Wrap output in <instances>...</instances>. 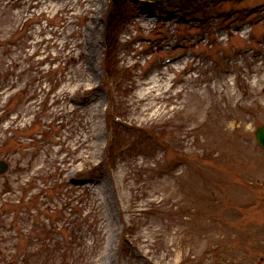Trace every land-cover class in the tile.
<instances>
[{"label": "rangeland", "instance_id": "rangeland-1", "mask_svg": "<svg viewBox=\"0 0 264 264\" xmlns=\"http://www.w3.org/2000/svg\"><path fill=\"white\" fill-rule=\"evenodd\" d=\"M111 1L0 0V264H264V0Z\"/></svg>", "mask_w": 264, "mask_h": 264}, {"label": "water", "instance_id": "water-1", "mask_svg": "<svg viewBox=\"0 0 264 264\" xmlns=\"http://www.w3.org/2000/svg\"><path fill=\"white\" fill-rule=\"evenodd\" d=\"M159 1V0H157ZM257 141L260 145L264 146V124L255 130ZM9 165L5 160H0V173L5 172Z\"/></svg>", "mask_w": 264, "mask_h": 264}, {"label": "trees", "instance_id": "trees-1", "mask_svg": "<svg viewBox=\"0 0 264 264\" xmlns=\"http://www.w3.org/2000/svg\"><path fill=\"white\" fill-rule=\"evenodd\" d=\"M118 5H120V0H112L111 1V11L112 10H116V8L118 7ZM121 23H122V21L120 22V25H121ZM119 25V26H120ZM116 40V39H115ZM113 43L115 44L116 42L115 41H113ZM117 44V43H116Z\"/></svg>", "mask_w": 264, "mask_h": 264}]
</instances>
